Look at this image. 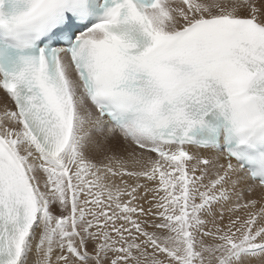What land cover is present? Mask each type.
Instances as JSON below:
<instances>
[{"label":"snow or ice","instance_id":"1","mask_svg":"<svg viewBox=\"0 0 264 264\" xmlns=\"http://www.w3.org/2000/svg\"><path fill=\"white\" fill-rule=\"evenodd\" d=\"M0 264H264V0H0Z\"/></svg>","mask_w":264,"mask_h":264}]
</instances>
